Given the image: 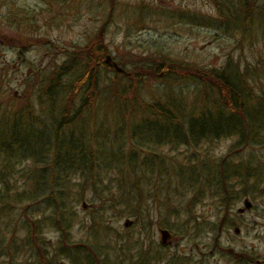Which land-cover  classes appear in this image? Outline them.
<instances>
[{
    "label": "trees",
    "instance_id": "1",
    "mask_svg": "<svg viewBox=\"0 0 264 264\" xmlns=\"http://www.w3.org/2000/svg\"><path fill=\"white\" fill-rule=\"evenodd\" d=\"M108 1L109 16L87 44L77 49L52 44L65 59L58 66L42 69V87L35 96L40 114L29 103L13 113L0 109V119L6 129V135H0L1 175L12 174L14 166L25 159L32 160L30 174L35 186L29 198H33L39 190H53V187L48 188L49 183L56 186L67 183L74 173L82 182L78 196L84 198V192L89 191L92 198L99 199L98 211L102 213L109 210L139 212L136 201L126 198L144 197L138 181H149L147 176L153 175L157 181L164 182L163 187L167 184V188L164 194L162 189L161 193L148 194L149 198L170 196L173 178L179 185L175 187L176 195L198 199L208 194L236 196L229 184L232 178L240 180V186L243 184L246 190L249 168L256 162L249 159V162L235 164L234 158L229 156L249 146L264 147V89L258 94L253 88L256 69L249 66V81L248 64L243 68L230 59L221 70L152 60L136 64L118 62L125 73L116 72L104 62L109 55L104 42L105 25L114 9V0ZM211 1L216 5L217 15L209 23L219 29L221 16V32H235L247 39L248 17L249 33L256 27L264 28L261 0ZM195 23L204 25L205 20ZM262 66L256 71L264 76V64ZM150 80L160 81L170 90L183 84L193 85L194 103L189 105L182 93L175 94L174 90L168 96L145 101L141 92ZM57 109L58 115L53 116ZM155 131L161 136H155ZM236 136L239 139L230 154L211 160L207 153L197 151L188 157L186 166L176 165L172 158L154 149L160 144H185L198 150L201 141ZM140 169H143L141 173ZM111 173L133 175L136 186L124 191L100 186L107 176L110 181H117L118 176L113 177ZM119 206L123 208L115 209Z\"/></svg>",
    "mask_w": 264,
    "mask_h": 264
},
{
    "label": "rangeland",
    "instance_id": "2",
    "mask_svg": "<svg viewBox=\"0 0 264 264\" xmlns=\"http://www.w3.org/2000/svg\"><path fill=\"white\" fill-rule=\"evenodd\" d=\"M261 1L264 3V0ZM113 5L114 9L105 25L104 42L109 54L119 63H148L152 60L159 63L161 60H171L195 67L221 70L230 59L237 61L243 68L245 64H248L252 70L263 68L264 28L256 27L249 33V44L235 32H221L216 25L209 23L210 19L213 20L217 15L216 5L211 0H114ZM109 9L108 0H0V109L13 113L21 110L24 103H29L34 106V111L40 114L41 109L37 107L35 96L37 90L42 87L40 86L42 69L58 66L65 59L64 54L62 56L59 50L52 48V44L67 49H77L87 44L106 22ZM262 14L264 19V13ZM201 20H205L204 25L195 23ZM256 70H254L255 81L251 82L256 93L261 94L264 89V76L261 71ZM146 84L141 92V97L145 101H151L152 97L168 96L169 92L174 90L175 94L182 93L189 105L194 103L196 90L193 85L183 84L174 86L170 90L163 87L160 81L154 83L150 80ZM58 112L57 109L52 115L56 116ZM6 122L9 124V120ZM50 122L47 124L51 128ZM138 126L139 129L143 128L141 123H138ZM2 134L6 135V129L0 119V135ZM154 135L161 136L158 131H155ZM237 139L238 136L210 142L204 140L199 142L198 150L185 144L177 146L160 144L154 149L158 154L172 158L176 165L186 166L188 157L194 156L197 151L207 153L211 160L223 158L232 152ZM233 152L235 153L230 154L229 158L233 157L235 164L249 162V159L256 162L255 164H264L263 146H249ZM197 157L200 158L198 155ZM166 162L168 164L169 160ZM32 166V160L25 159L14 166L12 174L0 173V260L5 259L2 254L10 242L11 235L15 234L17 238L23 235V221L17 215L24 212L28 215L52 212L56 208L54 200L61 201L63 215L71 216V228L74 229L71 238L79 242L89 243L86 228L93 223H106L110 215L114 216L109 222L110 228L115 229L124 228V222L131 219L119 215L123 212L98 211L99 199L92 198L89 191L84 192L86 195L84 198H80L79 185L82 182L78 181L74 173L65 184L55 186L51 183V186L49 183L48 188L53 187L55 191L42 189L34 200H26L31 196L30 194H33L35 186L30 174ZM142 170L140 169L139 173ZM111 176L116 178L118 176L117 181H110L108 179L110 176H107L100 186L114 187L116 191L121 188L123 191L132 190L136 186L133 181L134 176L131 174L111 173ZM147 178L150 180L148 181ZM147 178V181H142L143 179L138 181L141 182L144 197L126 198L127 201H136L139 212H189L185 207H187V198L191 196L176 195L178 189L175 187L179 186L176 178H170L173 185L169 191L170 196L159 195L160 198L157 196L149 198L148 194L161 193V189L164 194L167 184L163 187L164 182L157 181L154 175ZM229 184L233 186L232 190L237 193L236 196H245L249 200V190L240 187V180L232 178ZM157 189L159 191L155 192ZM7 194L9 196L6 197ZM216 198L219 196L208 194L196 204L190 203L189 208L193 213L219 212L220 204ZM232 207H234V210H231L233 212H237L238 208H244L242 202L233 203ZM106 208L110 209L109 206ZM122 208V206L115 207L117 210ZM104 213L105 216L102 215ZM243 213L241 222L249 223V209ZM182 221L178 220V222ZM207 221L213 222V219ZM102 228L103 226L97 227V229ZM242 228H246V225ZM104 230H94L91 234L94 240L92 243L117 244L114 240L110 241L116 239L115 233L107 235L109 232ZM126 230L131 234L134 228L130 230L126 228ZM45 231L52 232V229L45 226Z\"/></svg>",
    "mask_w": 264,
    "mask_h": 264
},
{
    "label": "flooded vegetation",
    "instance_id": "3",
    "mask_svg": "<svg viewBox=\"0 0 264 264\" xmlns=\"http://www.w3.org/2000/svg\"><path fill=\"white\" fill-rule=\"evenodd\" d=\"M219 18L221 29L223 22ZM246 38L249 44V17ZM111 59L120 67L112 56ZM247 73L249 81V65ZM261 165L249 166L246 179L249 200L241 195L216 198L221 211L215 213H119L131 218L122 229L110 228L109 222L114 218L110 215L106 223H90L92 228L91 225L86 228L89 243L71 238L72 218L63 215L61 201L54 200L56 208L52 212L17 215L23 221V235L21 238L11 235L0 264H264V164ZM187 200L185 209L201 199ZM240 202L244 208L231 211L232 204ZM248 209L249 223L244 224L241 217ZM211 218L213 222H208ZM45 226L52 232H46ZM99 226L103 228L97 229ZM126 228L134 230L130 234ZM104 229L109 232L107 235L115 233L116 239L110 241L117 244L92 243L94 230ZM162 231L167 232L164 239Z\"/></svg>",
    "mask_w": 264,
    "mask_h": 264
},
{
    "label": "water",
    "instance_id": "4",
    "mask_svg": "<svg viewBox=\"0 0 264 264\" xmlns=\"http://www.w3.org/2000/svg\"><path fill=\"white\" fill-rule=\"evenodd\" d=\"M104 62H105L106 64H108L111 68H113L116 72H119V73L123 72V69L120 68V67H119L114 61H112L110 55H107V56L105 57ZM166 234H167L166 231H162L163 239L165 238V235H166Z\"/></svg>",
    "mask_w": 264,
    "mask_h": 264
}]
</instances>
